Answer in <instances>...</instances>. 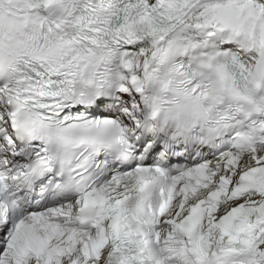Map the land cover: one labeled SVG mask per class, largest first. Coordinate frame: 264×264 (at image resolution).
<instances>
[{"label":"snow or ice","instance_id":"1","mask_svg":"<svg viewBox=\"0 0 264 264\" xmlns=\"http://www.w3.org/2000/svg\"><path fill=\"white\" fill-rule=\"evenodd\" d=\"M0 264H264V0H0Z\"/></svg>","mask_w":264,"mask_h":264}]
</instances>
